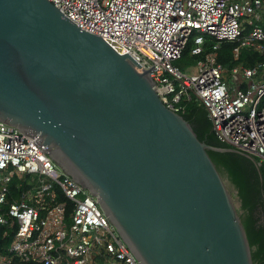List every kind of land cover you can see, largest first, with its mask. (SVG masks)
I'll list each match as a JSON object with an SVG mask.
<instances>
[{
	"label": "water",
	"instance_id": "1",
	"mask_svg": "<svg viewBox=\"0 0 264 264\" xmlns=\"http://www.w3.org/2000/svg\"><path fill=\"white\" fill-rule=\"evenodd\" d=\"M138 68L46 0H0V122L96 199L139 264H253L208 152L254 157L199 141Z\"/></svg>",
	"mask_w": 264,
	"mask_h": 264
},
{
	"label": "built area",
	"instance_id": "2",
	"mask_svg": "<svg viewBox=\"0 0 264 264\" xmlns=\"http://www.w3.org/2000/svg\"><path fill=\"white\" fill-rule=\"evenodd\" d=\"M46 1L78 29L129 55L137 71L148 70L168 109L178 113L181 100L195 98L220 144L264 164V0ZM191 40L193 56L207 42L211 48L197 62L198 74L184 75L173 63ZM223 42L238 43L234 60L245 48L263 61L227 72L217 63ZM14 178L31 186L15 194ZM0 241V264H139L96 199L34 139L1 122Z\"/></svg>",
	"mask_w": 264,
	"mask_h": 264
},
{
	"label": "trees",
	"instance_id": "3",
	"mask_svg": "<svg viewBox=\"0 0 264 264\" xmlns=\"http://www.w3.org/2000/svg\"><path fill=\"white\" fill-rule=\"evenodd\" d=\"M264 28V24H261ZM212 41V40H210ZM238 43L223 42L217 51V63L229 72L235 66L253 67L263 61V58L252 49H241L237 60H234L233 49ZM193 41H189L183 50L179 62L195 61L203 59L204 54L208 53L211 43L207 42L204 53L200 56L191 55ZM176 61V62H177ZM174 65L179 69L180 63ZM179 106L181 111L178 114L183 117L192 127L199 141L215 148L228 149V146L220 144L211 131V122L208 112L202 104L195 98L181 100ZM221 176L225 177L234 187L237 198L240 202V218L244 227L246 237L251 250L253 264H264V164L257 167L259 159L254 157L252 161L240 154L233 152H208ZM27 177L26 180H30ZM13 182L19 184L15 194L26 191L28 185L14 178ZM36 182H33L35 184ZM61 197V196H60ZM59 197V198H60ZM64 201L63 198L58 199ZM68 209L70 210L69 206ZM14 233V232H13ZM13 233L10 235L12 237ZM10 240L3 242V246ZM1 243V241H0ZM5 250L0 249V254Z\"/></svg>",
	"mask_w": 264,
	"mask_h": 264
},
{
	"label": "rangeland",
	"instance_id": "4",
	"mask_svg": "<svg viewBox=\"0 0 264 264\" xmlns=\"http://www.w3.org/2000/svg\"><path fill=\"white\" fill-rule=\"evenodd\" d=\"M179 61H175L173 64L177 65ZM180 63V66H179V70L182 72V74L184 75H197L198 74V66H197V62L195 61H184V62H179ZM223 180L225 181V184L227 186V188L229 189L236 205H237V211L240 214H242V211H240V202L237 198V194H236V191L234 189V187L230 184V182L225 178L223 177ZM36 182V181H35Z\"/></svg>",
	"mask_w": 264,
	"mask_h": 264
}]
</instances>
